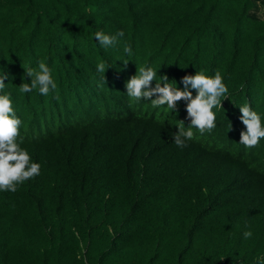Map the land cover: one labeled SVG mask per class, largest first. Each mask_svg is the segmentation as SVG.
<instances>
[{"label":"trees","instance_id":"obj_1","mask_svg":"<svg viewBox=\"0 0 264 264\" xmlns=\"http://www.w3.org/2000/svg\"><path fill=\"white\" fill-rule=\"evenodd\" d=\"M255 4L0 0V94L21 120L20 147L40 165L17 191H0V264H264V138L239 143V107L264 125ZM121 30L114 46L95 39ZM41 61L57 88L20 93ZM142 66L180 89L185 75L219 71L228 93L213 109L216 127L193 128L178 147L172 134L190 124L184 102L174 111L126 94Z\"/></svg>","mask_w":264,"mask_h":264},{"label":"clouds","instance_id":"obj_2","mask_svg":"<svg viewBox=\"0 0 264 264\" xmlns=\"http://www.w3.org/2000/svg\"><path fill=\"white\" fill-rule=\"evenodd\" d=\"M250 12L264 21V4L260 0H256V7L250 9ZM123 36L122 30L112 36L103 32L95 33V39L104 48L114 46L118 38ZM124 52L130 56L131 46L126 44ZM127 63L124 61L125 66ZM97 71L105 79L104 62L97 64ZM25 74L31 77V81L19 85L20 93L38 90L41 95L46 96L50 90L57 88L49 67L43 61L39 62L38 70L26 69ZM156 76L157 73L153 68L139 67L136 74L126 81V94L134 101L143 99L150 101L154 108L167 105L174 111L177 110L178 102H184L186 119L190 120V124L185 128L184 121H180L177 125L178 132L172 134L173 142L178 147H186V141L194 138L193 128L203 135L216 127V114L213 109L222 108V98L228 93L219 71L214 76H207L203 71L196 72L194 75H185L181 78L183 89L168 83L167 76L161 77L162 83L157 82ZM5 79L7 74H0V91L5 88ZM153 81H156L155 86L152 85ZM193 90L196 93L195 96H193ZM239 111L241 113L239 119L245 126L239 133V143L246 148H254L264 138L261 117L247 103L239 107ZM20 125L21 120L12 107L10 95L0 94V191L15 192L19 185L39 175L40 172V165L32 162L27 150L22 149L18 143ZM20 142L22 143V140ZM243 235L245 239H248L252 236V232L245 231Z\"/></svg>","mask_w":264,"mask_h":264},{"label":"rangeland","instance_id":"obj_3","mask_svg":"<svg viewBox=\"0 0 264 264\" xmlns=\"http://www.w3.org/2000/svg\"><path fill=\"white\" fill-rule=\"evenodd\" d=\"M261 2V1H260ZM262 4H264L263 2H261ZM256 7V4H255V6H254V8ZM257 11H258V9H257Z\"/></svg>","mask_w":264,"mask_h":264}]
</instances>
